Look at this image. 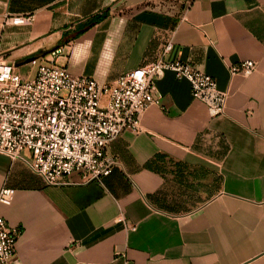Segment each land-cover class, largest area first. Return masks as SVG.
I'll return each instance as SVG.
<instances>
[{"label": "crops", "instance_id": "crops-1", "mask_svg": "<svg viewBox=\"0 0 264 264\" xmlns=\"http://www.w3.org/2000/svg\"><path fill=\"white\" fill-rule=\"evenodd\" d=\"M16 15L31 20L0 27L9 62L65 33L59 62L99 85L161 56L229 92L224 114L210 116L188 81L163 72L160 104L108 144L115 165L101 183L72 172L47 185L0 154V189H14L0 215L21 229L16 264H264V0H0V22ZM241 60L256 69L230 75Z\"/></svg>", "mask_w": 264, "mask_h": 264}, {"label": "built area", "instance_id": "built-area-1", "mask_svg": "<svg viewBox=\"0 0 264 264\" xmlns=\"http://www.w3.org/2000/svg\"><path fill=\"white\" fill-rule=\"evenodd\" d=\"M30 20L26 15L8 16L0 27ZM171 48L168 43L165 52ZM60 58L64 54L59 48L35 55L26 63L30 73L21 74L0 49V154L22 161L47 185L63 183L72 172H79L83 181L101 183L115 165L106 155L108 144L124 130H139L141 114L160 104L156 79L166 70L188 81L192 97L207 106L210 116L226 109L229 92L180 58L160 56L103 85L90 75L68 72ZM255 69L253 60L228 66L230 75H248ZM13 194V188L2 187L0 203L10 204ZM20 233L0 215V264H16Z\"/></svg>", "mask_w": 264, "mask_h": 264}, {"label": "trees", "instance_id": "trees-1", "mask_svg": "<svg viewBox=\"0 0 264 264\" xmlns=\"http://www.w3.org/2000/svg\"><path fill=\"white\" fill-rule=\"evenodd\" d=\"M107 12H108V10L106 9V10H103L102 12H100L98 14H95V15L91 16L90 18H88V20L84 24L78 25L76 27V32H75L74 35H76L77 33L81 32V31H83L86 27L91 26V25L97 23L98 21H100L101 19H103L104 17H106ZM66 41H67V34L65 35V33H64V36L56 44V46L54 48L60 47L61 45L65 44ZM49 52H50V50L47 51V52H43V53L45 54V53H49ZM43 53H40V54H43ZM40 54L39 53L38 54H33L31 56L40 55Z\"/></svg>", "mask_w": 264, "mask_h": 264}, {"label": "water", "instance_id": "water-1", "mask_svg": "<svg viewBox=\"0 0 264 264\" xmlns=\"http://www.w3.org/2000/svg\"><path fill=\"white\" fill-rule=\"evenodd\" d=\"M33 57H34V56H29V57L25 58L24 60H22V61H20V62H17V63H15V66H19V65H21V64L27 63V62H29L30 60H32Z\"/></svg>", "mask_w": 264, "mask_h": 264}, {"label": "rangeland", "instance_id": "rangeland-1", "mask_svg": "<svg viewBox=\"0 0 264 264\" xmlns=\"http://www.w3.org/2000/svg\"><path fill=\"white\" fill-rule=\"evenodd\" d=\"M19 67H21V66H19Z\"/></svg>", "mask_w": 264, "mask_h": 264}]
</instances>
